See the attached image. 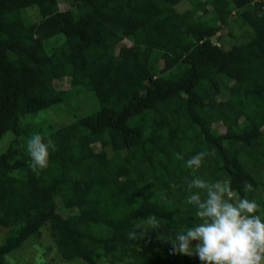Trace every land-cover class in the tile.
<instances>
[{
  "label": "trees",
  "instance_id": "obj_1",
  "mask_svg": "<svg viewBox=\"0 0 264 264\" xmlns=\"http://www.w3.org/2000/svg\"><path fill=\"white\" fill-rule=\"evenodd\" d=\"M85 93L93 110L64 105ZM30 131L55 144L35 172L17 140ZM8 135L0 264L43 225L65 261L201 264L170 242L198 222L194 178L229 181L264 219V0H0V144ZM150 215L166 223L136 229Z\"/></svg>",
  "mask_w": 264,
  "mask_h": 264
},
{
  "label": "clouds",
  "instance_id": "obj_2",
  "mask_svg": "<svg viewBox=\"0 0 264 264\" xmlns=\"http://www.w3.org/2000/svg\"><path fill=\"white\" fill-rule=\"evenodd\" d=\"M49 148H55L51 138L34 134L27 141L29 167L32 171L48 166ZM215 151H201L186 161V167L199 168L203 160ZM176 159L183 155L176 153ZM175 183L170 188L175 190ZM186 204L195 208L198 222L170 238L173 254L197 256L201 264H264V219L257 214L259 205L248 198H235L227 180L208 182L194 178L187 186ZM195 190V191H193ZM244 190L252 185L245 182ZM162 223L155 215L140 220L136 229H159ZM129 239L137 231L129 232ZM193 241L195 245L193 246Z\"/></svg>",
  "mask_w": 264,
  "mask_h": 264
},
{
  "label": "rangeland",
  "instance_id": "obj_3",
  "mask_svg": "<svg viewBox=\"0 0 264 264\" xmlns=\"http://www.w3.org/2000/svg\"><path fill=\"white\" fill-rule=\"evenodd\" d=\"M60 8H66L69 6L68 2L62 1L61 4L59 3ZM190 4L187 2H182L177 4L176 8L179 11L184 10L185 8L189 7ZM26 17L32 21L38 19V14L35 10L30 9L26 13ZM227 29H223L222 32H226ZM225 37V36H224ZM212 41H216L215 38H212ZM238 41V39H231L226 38V46H229L230 43ZM56 84L59 88H66L67 87V80L65 78H60L59 80H56ZM89 94L85 93L84 95H81L79 97H70L65 100L64 105H66L69 109L73 110L76 113L83 114L88 110H93L95 108V102L90 100ZM46 113L47 122H53V123H59L62 120L69 121L71 120L70 117L64 114L55 113L52 112ZM48 119L50 121H48ZM36 134L33 131H30L27 136H20L18 137V145L19 147H24L27 145L28 139ZM6 136V134H5ZM10 139V136L8 135L5 137L1 144L0 148L6 147L8 141ZM6 231V228H0V242L3 238V235ZM163 243V242H161ZM164 244V243H163ZM165 246V245H164ZM13 252V253H12ZM12 254H8L6 264H86L81 259H75L71 261H65L61 259L58 252L56 251L55 245L53 243L52 238L50 237L47 225H43L40 228V236L37 239L28 240L24 246H22L20 249L16 250V252L12 251ZM101 264H106L103 261H101Z\"/></svg>",
  "mask_w": 264,
  "mask_h": 264
}]
</instances>
